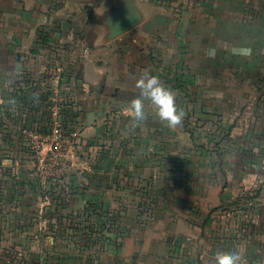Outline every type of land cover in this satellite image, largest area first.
<instances>
[{
	"label": "crops",
	"instance_id": "1",
	"mask_svg": "<svg viewBox=\"0 0 264 264\" xmlns=\"http://www.w3.org/2000/svg\"><path fill=\"white\" fill-rule=\"evenodd\" d=\"M120 4L132 5L140 21L111 37L106 23ZM172 6L180 7L174 15ZM201 9L205 18H197ZM0 20V201L14 198V204L0 206V246L22 244L15 231L26 225L41 235L31 244L44 245L49 259L55 246L68 242L66 233L61 237L54 233L60 222L46 225L38 209L25 206L30 197L36 198L32 189L36 168L22 134L28 126L22 121L29 118L30 125L37 124L34 119L43 112L33 104L46 102L50 111L56 106L60 115L68 116L67 124L80 121L79 126L73 123L79 156L70 150L69 171L52 184L50 193L64 195L61 187L71 178L94 183L97 191L98 179L107 176L110 191L100 193L129 192L132 182L140 186L161 182L151 175V162L160 165L161 173L164 150H181L183 138L190 139L191 172L176 179H189L191 192L162 193L157 223L154 219L144 223L141 235L125 229L118 251L111 248L116 238L108 243L99 236L98 246L110 250L96 254L95 243L89 255L68 254L73 264H215L214 253L228 250H238L242 264H264V81L260 93L247 95L248 106L238 113L237 123L230 130L224 128L229 133L223 143H216L212 125L206 126L204 143L202 127L169 128L154 114L131 127L128 105L138 94L135 80L145 71L167 86L164 55L176 56L178 48L181 56L187 41L196 63L210 73L208 86L230 85L224 77L230 67L224 64L231 59L239 71L264 70V0H0ZM42 29L48 31L46 39ZM33 47L40 53L32 52ZM53 49L62 51L60 59L43 54ZM242 75L233 79L240 87L250 84ZM213 94L218 100H231L230 94ZM24 96L31 107L17 105L26 101ZM9 100L16 106H9ZM92 112L95 119L89 124L87 115ZM167 134L175 140L168 143ZM137 167L141 173L134 172ZM75 168L82 173L75 174ZM73 196L82 202L80 193ZM74 208L78 207L70 204L62 212L73 213ZM109 210L121 211L118 206ZM21 215H26V225L19 221ZM64 228L70 231V224Z\"/></svg>",
	"mask_w": 264,
	"mask_h": 264
},
{
	"label": "rangeland",
	"instance_id": "2",
	"mask_svg": "<svg viewBox=\"0 0 264 264\" xmlns=\"http://www.w3.org/2000/svg\"><path fill=\"white\" fill-rule=\"evenodd\" d=\"M168 1L173 2L174 0ZM204 7L206 8V6ZM171 8V13L174 15L175 12H178L180 7L172 6ZM187 8L188 7L183 6L184 10H186ZM204 14V12L198 14L197 18H199L200 16L205 18ZM247 20L248 17L246 18V22ZM183 23L185 24V21ZM42 36V39H46L48 36V31L45 32V29H42ZM45 48L47 47L45 46ZM182 49V57L180 56V49L178 48L176 49V56H172L171 54L164 55V60L166 61V68L164 69V72L166 74L167 86L176 92L175 103L178 109H182L185 113L182 125L186 129H191L194 131L196 127L198 129L202 127L199 132L200 140H203L204 143L207 141V135L204 134L208 131V128H206V126L207 124L212 125L215 127L213 135L215 134V138L218 137L216 143L222 142L224 136L229 133H226V129L230 130L232 126L237 123L238 113L247 108V95L258 92L260 93V84L264 81V70L257 69L251 72L248 69L244 71L240 69L239 71V69H236V65L233 59H231L230 62L226 61L224 64L226 67H230L229 70H225L224 73L225 79L230 80V85L223 86L222 84H215L213 85L214 87H212V85L208 86L205 80L210 77V73L209 71H207V69L202 67L201 62L196 63L197 58L194 57L193 53L191 55L189 51V41L184 42ZM31 50L32 52L40 53V51H38L34 47ZM43 54L45 56H48L47 58L52 57L57 60L61 58L62 51L54 49L48 51L44 50ZM28 61H30V59ZM229 63H231V65H229ZM240 73L243 74L242 77L244 79L249 78L250 84H246L243 87L236 85L233 79L234 77H238V74ZM221 77L223 76L221 75ZM240 92H242L243 95L238 96V98L237 95ZM213 93H224L226 94V96L230 94L231 100H228L229 97H227L225 100H218ZM11 94L17 93L15 91H12ZM28 94H30V92H28ZM23 99H25L26 101L18 103L17 105H19V108L22 105L29 107L30 102L26 99L25 96ZM16 103L17 102H15L14 104L9 103V106H16ZM33 107H37V110H42L41 112H43V116L41 113L39 119H34L37 124L30 125L29 118L23 120L22 124L24 126L34 127L42 130L53 124L56 116L52 114L54 112L50 111L51 109L46 107V102H37L33 104ZM225 115L229 116V118L225 119ZM66 117L68 116H65V118ZM63 118L58 120L63 122L64 120H66L65 118ZM79 122L80 121L77 120L74 124L79 126ZM69 123L70 124H67L65 122L66 126L64 124V128L66 129V133H68V135H72V133L75 132L76 128L73 127V123L71 120L69 121ZM218 131L219 134L217 135L216 133H218ZM175 135L176 137L179 136V134ZM164 137L166 138L168 143L175 140V137L171 134H167ZM183 139L184 140L181 150L179 148V150L175 151L174 148L170 147L169 149L167 148V150H164L165 156L163 155L162 158L164 162L161 165V169H163L161 173L158 172V167L160 165L151 162L149 166L151 175H153V177L155 176L157 178L159 177L160 179H163L161 182L147 181L142 186H140L139 183L135 184L134 182H132L130 183V187H127L129 189V192L100 193V190H103V192H105V190L110 191V182L107 176H103L98 179V186L101 189L97 191L94 188V183L90 184L84 180L77 178L75 181H73L72 178L68 179L64 183V186L62 185L63 187H61L66 192L64 193V195L62 193L57 194L52 192L43 193L41 187L38 185L39 183L35 176L33 179L35 181V185L34 181L32 180L33 187L28 180V183L32 187L33 192H35L36 194V198L30 197L25 206L30 209L29 211L34 210L36 212V210L38 209L40 213L39 219L42 220V222H44L46 225H49V223H51L50 221H53L54 223L60 222V226L57 227V230L54 229V233L55 235H59L60 237L63 235V233H66V239L68 242L66 244L62 242V245L55 246V249L51 251L55 255V257H53V254H51L52 256L49 259L48 255H46L47 250L44 245L31 244V241H36L35 239L36 235H38V232L36 233V231H31L26 225V218L28 217L30 219L31 216L29 212L27 214V217L26 215H21V220H19L23 221V225H26L25 228L19 231H15L17 236L22 239L23 243L16 246H0V264H73V261L69 260L67 256L70 253L78 255V253L83 251V253L89 255V253H92L95 250H97L96 254L100 251L110 250V246H98L99 236L104 237L106 239V242L108 243L111 242V238H116L115 242H111L112 244H115L114 247L111 248L115 251H118V249H120L121 247V244L119 245V243H121V237L123 233H125V229H134V233H136L137 235L143 234L142 228L144 223L147 224L153 219L156 223L158 222L157 207H159L158 205L160 204V196L164 197V193H179V190L184 191V193L191 192L189 190H191L192 188V183L189 181V179H176V176L177 178H182V176L187 178L191 172L189 158L190 139ZM75 149V144H73L71 147V151L74 153V156H76V154L78 155ZM150 152L151 154H153V149H151ZM71 156L72 155L69 152V157ZM140 169V167H137V170H135L134 172L141 173ZM74 172L75 174L82 173L79 168H75ZM174 174L176 175L174 176ZM8 177H10V175H8ZM17 185H19V183H17ZM19 186L20 189H22L24 187V183ZM76 193H80L82 195V202L78 201V197L75 200L73 195ZM12 203L14 204V198L10 197L0 201V206H8ZM70 204L77 206L78 208H74L73 210H71L73 211V213H63L62 210L68 208ZM110 206H118L121 211L119 210L118 213H114L109 210ZM67 223L70 224V231H67L64 228ZM81 225L82 227H80ZM41 230L40 232H42ZM48 230H50V228ZM103 230H105L103 233H99ZM6 233L8 235L11 234L10 231H5L4 234ZM98 233L100 235H98ZM38 236L40 237L41 235ZM95 243L96 249L94 245ZM88 264H95V262L90 261Z\"/></svg>",
	"mask_w": 264,
	"mask_h": 264
},
{
	"label": "clouds",
	"instance_id": "3",
	"mask_svg": "<svg viewBox=\"0 0 264 264\" xmlns=\"http://www.w3.org/2000/svg\"><path fill=\"white\" fill-rule=\"evenodd\" d=\"M138 94L128 101L131 113V127H137L148 115L154 114L165 126L176 128L182 125L185 113L178 109L176 92L166 86L158 76L145 71L135 80ZM10 104L15 102L9 100ZM151 111H146V108ZM215 264H242L243 257L238 250L218 251L214 253Z\"/></svg>",
	"mask_w": 264,
	"mask_h": 264
},
{
	"label": "built area",
	"instance_id": "4",
	"mask_svg": "<svg viewBox=\"0 0 264 264\" xmlns=\"http://www.w3.org/2000/svg\"><path fill=\"white\" fill-rule=\"evenodd\" d=\"M53 111L56 119L49 127L42 130L34 127L22 129L33 153L36 179L44 193H50L52 184L67 175L72 163L69 152L78 141L74 133H66L65 121L58 120L63 118L59 108L55 106Z\"/></svg>",
	"mask_w": 264,
	"mask_h": 264
},
{
	"label": "water",
	"instance_id": "5",
	"mask_svg": "<svg viewBox=\"0 0 264 264\" xmlns=\"http://www.w3.org/2000/svg\"><path fill=\"white\" fill-rule=\"evenodd\" d=\"M140 21L138 12L132 5L120 4L109 16L107 26L110 36L114 37L127 31L137 25ZM95 119V114L89 113L87 115L88 123H92ZM253 264H258L254 262Z\"/></svg>",
	"mask_w": 264,
	"mask_h": 264
}]
</instances>
